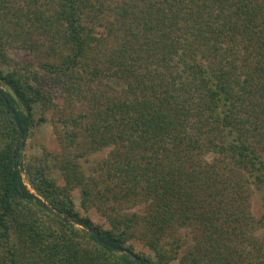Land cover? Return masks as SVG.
<instances>
[{
    "label": "trees",
    "instance_id": "trees-1",
    "mask_svg": "<svg viewBox=\"0 0 264 264\" xmlns=\"http://www.w3.org/2000/svg\"><path fill=\"white\" fill-rule=\"evenodd\" d=\"M0 87V264H264V0H0Z\"/></svg>",
    "mask_w": 264,
    "mask_h": 264
},
{
    "label": "rangeland",
    "instance_id": "rangeland-1",
    "mask_svg": "<svg viewBox=\"0 0 264 264\" xmlns=\"http://www.w3.org/2000/svg\"><path fill=\"white\" fill-rule=\"evenodd\" d=\"M5 88V87H3ZM36 115H38V110L35 112ZM32 135L24 139V146L21 149V154L23 156V159L27 160L28 158H33V157H38L40 156L44 151L45 147L47 150H50L51 147L54 146V127L51 123L46 122L43 124H40L33 128L32 130ZM108 149H104L102 151L92 153L87 156V159H80V163L82 167L85 170H88L89 167L98 159L101 157L105 156L107 153ZM22 177L24 179V183L27 184L29 187L28 183L26 182V176L24 172H22ZM253 194L251 197V210L252 213L256 216L259 217L263 212H264V201H263V194L261 191H258L256 189H253ZM34 193V191H32ZM75 201L77 202L78 200V193L75 192ZM43 199V198H42ZM83 213V211H81ZM93 221L100 222L101 218L92 212L91 214ZM78 228L80 226L77 225ZM258 234L263 235L264 234V228H262ZM136 249H140L143 251H147L141 244L137 243L136 244ZM171 264H179L178 261H173Z\"/></svg>",
    "mask_w": 264,
    "mask_h": 264
},
{
    "label": "water",
    "instance_id": "water-1",
    "mask_svg": "<svg viewBox=\"0 0 264 264\" xmlns=\"http://www.w3.org/2000/svg\"><path fill=\"white\" fill-rule=\"evenodd\" d=\"M0 96L2 97L5 106L7 107V109L9 110V112L11 113V115L13 116L14 122L16 124V127L18 129V131L20 132L21 135V146H24V135H25V128L22 124V121L20 119V117L18 116V114L16 113V110L14 109V107L9 103L6 95L4 94V90L0 87ZM37 199L39 200V203L41 204V206H43L44 208H46L48 211H50L51 213L55 214V215H60L66 222H70L71 221V217L59 212L58 210L54 209L47 201H45L44 199L36 196ZM81 227H83L82 225H80ZM85 229L87 231H89L90 233H92V235L94 236V238L101 244H103L106 247H109L113 250H119L120 248L118 246H116L114 243L110 242L109 240H107L106 238L102 237V235L96 231L94 228L92 227H85ZM133 261L136 264H140V262L133 258Z\"/></svg>",
    "mask_w": 264,
    "mask_h": 264
}]
</instances>
